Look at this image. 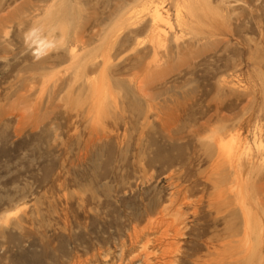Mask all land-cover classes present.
I'll return each instance as SVG.
<instances>
[{
    "label": "rangeland",
    "instance_id": "rangeland-1",
    "mask_svg": "<svg viewBox=\"0 0 264 264\" xmlns=\"http://www.w3.org/2000/svg\"><path fill=\"white\" fill-rule=\"evenodd\" d=\"M263 230L264 0H0V264H264Z\"/></svg>",
    "mask_w": 264,
    "mask_h": 264
},
{
    "label": "bare ground",
    "instance_id": "bare-ground-1",
    "mask_svg": "<svg viewBox=\"0 0 264 264\" xmlns=\"http://www.w3.org/2000/svg\"><path fill=\"white\" fill-rule=\"evenodd\" d=\"M165 12V11H164ZM152 17H153V20H155V21H165L166 20V15L162 12V11H160L159 9H154L153 10V14H152ZM180 24H183L184 23V21L182 20V19H180ZM234 142V141H233ZM235 143H237L236 141H235ZM239 144H237V145H235V146H238ZM220 148H221V150H222V153L223 154H225L226 155V157L228 158V156H231V154H233L232 153V151H234V145H233V143L231 142V141H229L228 143H220ZM236 149H238V148H236ZM235 152V151H234ZM232 156H234V155H232ZM237 169V168H236ZM249 199V198H248ZM240 200V199H239ZM245 213V212H244ZM249 221V220H248ZM245 227H246V225H245ZM264 231V230H263ZM248 236H249V234H248Z\"/></svg>",
    "mask_w": 264,
    "mask_h": 264
}]
</instances>
